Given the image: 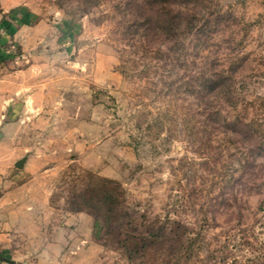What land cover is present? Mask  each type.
Listing matches in <instances>:
<instances>
[{"label":"rangeland","instance_id":"obj_1","mask_svg":"<svg viewBox=\"0 0 264 264\" xmlns=\"http://www.w3.org/2000/svg\"><path fill=\"white\" fill-rule=\"evenodd\" d=\"M135 1L0 0V264H264V0H208L174 53ZM98 178L189 230L129 260Z\"/></svg>","mask_w":264,"mask_h":264},{"label":"trees","instance_id":"obj_2","mask_svg":"<svg viewBox=\"0 0 264 264\" xmlns=\"http://www.w3.org/2000/svg\"><path fill=\"white\" fill-rule=\"evenodd\" d=\"M207 1L136 0L135 8L129 12L133 24L131 27L138 25L142 27L141 36L147 45L159 42L161 46H165L169 41L171 46L168 50L174 53V50L180 49L179 46L183 43L181 39L187 37L196 27L198 16L201 14L199 11L206 8ZM131 27L128 25L127 29L130 30ZM158 51L162 52L160 49ZM197 81L203 89L209 84L206 76L200 77ZM220 81L221 77L215 81L210 80L214 89H218ZM253 155L251 154L252 158ZM234 185L235 183L228 181L225 187L226 194L229 195L224 201L225 208L233 206ZM80 198L81 206L91 207L95 211L93 214L97 238L103 241L105 246L117 245L127 254L129 260L139 258L150 260L151 252L168 242L167 235L173 234L174 240H169L179 243L189 230L188 224L173 220L170 216L164 219L156 217L152 220L148 215L132 208L127 204L121 185L111 180L98 178V184L92 192L86 191Z\"/></svg>","mask_w":264,"mask_h":264},{"label":"water","instance_id":"obj_3","mask_svg":"<svg viewBox=\"0 0 264 264\" xmlns=\"http://www.w3.org/2000/svg\"><path fill=\"white\" fill-rule=\"evenodd\" d=\"M0 137H1V135H0ZM23 164H24L23 161H22V162H19V163L17 164V167H18V168H21V167H23Z\"/></svg>","mask_w":264,"mask_h":264}]
</instances>
